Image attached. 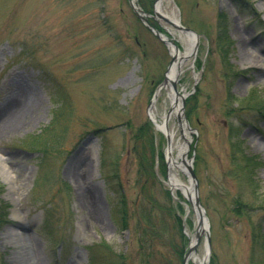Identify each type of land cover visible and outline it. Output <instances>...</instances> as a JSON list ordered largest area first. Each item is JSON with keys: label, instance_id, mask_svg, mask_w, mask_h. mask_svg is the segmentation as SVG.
Returning a JSON list of instances; mask_svg holds the SVG:
<instances>
[{"label": "rangeland", "instance_id": "374dc122", "mask_svg": "<svg viewBox=\"0 0 264 264\" xmlns=\"http://www.w3.org/2000/svg\"><path fill=\"white\" fill-rule=\"evenodd\" d=\"M136 2L181 52L188 32L156 12L199 35L177 81L189 144L176 116L169 126L194 158L208 264H264V0ZM172 55L129 0H0V126L20 122L0 130L12 177L0 175V264H146L136 227L143 185L160 205L173 191L164 256L149 264H183L197 214L170 188L167 137L148 117ZM167 90L155 102L160 122ZM180 146L172 157L181 163ZM138 152L155 157L154 176L139 180ZM207 246L203 238L188 264Z\"/></svg>", "mask_w": 264, "mask_h": 264}, {"label": "water", "instance_id": "95a60500", "mask_svg": "<svg viewBox=\"0 0 264 264\" xmlns=\"http://www.w3.org/2000/svg\"><path fill=\"white\" fill-rule=\"evenodd\" d=\"M130 6L133 9L135 15L137 16V18L152 32H154V34L157 36V38H159L165 45L168 46V48H173V60L171 62V64L169 65V69L167 72V76L163 82V84L161 85L160 89L167 83L168 81V73L170 72L171 67L174 65L175 61H176V55L179 54V48L178 46L175 44V42H172L170 40H168L167 38L164 37L163 34H161L157 29H155L154 27L151 26L150 22H149V18L151 17L150 15L146 14L145 12H143V10H141L140 8L137 7L136 5V0H129ZM156 15L161 18L162 20H164L165 22L169 23L170 25H172L173 27L177 28V29H181L185 32H188V34H190L191 36L195 37L196 42L194 45V48L192 50V54H195L198 50V45H199V35L197 33H195L193 30L184 28L182 26H180L179 23H175L171 20H169L168 18L162 16L161 14H158L156 12ZM187 57L181 58L180 62H182L183 60H185ZM180 62L178 63V70H180ZM177 81H178V77L175 78V80H171V86L173 88V91L175 93V98L174 101L172 102L171 108L168 111V113L165 115L164 118V127H165V135L167 137V161H168V166H170L171 163H173L174 165H176L178 168H180V166L177 165L176 160H172V155H171V150H172V140L170 138V135L168 134V132H166V127L169 123L170 118L172 117V115L175 113V106H177L179 104V98L182 100V104L178 107V112H176L177 115V120L179 123V127L181 130V135L182 137H184V131H183V124L182 121L184 120V125L185 127L189 130L192 131L191 127L189 126V122L185 116V98L186 96H183L181 94H179L178 90H177ZM160 89L157 90L156 94H155V99L157 98L158 93L160 92ZM154 103V101L152 102ZM149 118L152 120L151 116H150V112L148 113ZM185 138V137H184ZM185 141L189 144L188 140L185 138ZM193 159H189L187 160V153H184L182 155V160L181 163L184 166V170L183 172L188 176L189 178V182H190V187H186L183 185V187L185 188L186 193H184L182 191V193L184 194V196L187 198V200L189 201V203L191 204L193 210L195 211V213L197 214V228L195 231V235H194V239L192 241V244L190 245V248L188 250V252L185 254L184 256V260H183V264H188L189 260L191 259V257L193 256L194 252L196 251L197 247L199 246L201 240L207 239L208 242V246H207V255L206 258L203 261V264H208L209 261V256H210V238H209V233L208 230L204 228V225L207 226L209 224L205 210L201 204L200 201V190H199V181L198 178L194 172V167H193ZM170 187L173 189L174 185H172L170 183Z\"/></svg>", "mask_w": 264, "mask_h": 264}, {"label": "trees", "instance_id": "16d2710c", "mask_svg": "<svg viewBox=\"0 0 264 264\" xmlns=\"http://www.w3.org/2000/svg\"><path fill=\"white\" fill-rule=\"evenodd\" d=\"M146 125L145 128L148 127V123ZM143 128L144 127L141 129ZM137 156L139 159V180L143 179V177H146V175H150L151 173L154 176L156 174L154 170L155 157L152 155L150 158H147L141 155L139 152ZM144 186L146 185H143V189H141V199L137 205L139 213L136 227L139 232L138 237L142 245V254L145 253L143 255V259L146 264H149V262L157 258V256L161 258L164 256V253L161 252V250H157V248L165 243L163 236L166 230H168L167 225L169 224L166 220L170 218L172 214L173 207H171V204L173 202V197L169 191L165 190L166 194H164V196L167 203L160 205L158 201L151 199L152 195L149 192V189H146ZM123 201L124 205L126 206L125 198ZM125 206L124 213L125 211L127 212V206L126 208ZM178 226L180 227L178 235H180L183 244L185 238H183L184 234L181 230V222L178 223ZM183 249V246L178 250L174 249L178 258H183Z\"/></svg>", "mask_w": 264, "mask_h": 264}, {"label": "bare ground", "instance_id": "6f19581e", "mask_svg": "<svg viewBox=\"0 0 264 264\" xmlns=\"http://www.w3.org/2000/svg\"><path fill=\"white\" fill-rule=\"evenodd\" d=\"M163 9H164L163 2L159 1L157 4V11L164 12ZM173 21L175 23H179L180 19L177 16H175L173 18ZM181 38H182V41H184V52H179V54L176 55V61H175L174 65L171 67L170 72L168 73L169 79H168L167 83L165 84V85H167L165 87L166 89H168V87L171 89V80H175V78L178 77V74H179V70H178L179 61L181 60L182 57H190L191 56L192 50H193L195 42H196L195 37L191 36L190 34H186L184 37H181ZM167 91L169 93L171 101H174L175 94L172 92V89L167 90ZM153 105H154L153 108L150 110L151 117L156 124L157 130L165 133L164 123H163V121L162 122L158 121L157 113L155 110V103ZM14 106H15V104L10 103V105H8V107H7L8 112H12V114L15 113L16 109H13ZM13 122L14 121L4 123L2 126H0V130H5V131L9 130L12 126L13 127H19L20 122L16 123L17 126ZM166 132H168V134L170 135V138L172 140V150H171V155H172V152L174 151L175 147H179L180 145L178 146V144L175 143V130L170 128L169 123L166 127ZM180 147L181 148L179 150L181 152H182V150H184L183 152H186L185 151L186 148L184 146H180ZM182 153H181V155H182ZM172 160H175V159L172 157ZM179 165L181 166V164H179ZM5 168H6V164L4 163L3 159L0 157V175L4 176V179L6 181H9V183H10L12 181V177L8 173L5 172ZM184 169H185L184 166H181L180 168H178V167H175L174 164L170 165V181L174 185L175 190L180 189L184 193H186L185 188L183 186H181L183 184L181 183V181L179 180V178L177 176L178 171H181ZM11 189H13V188H11ZM204 228L209 231V224L207 226L204 225ZM193 239H194V236H192V240ZM199 264H203V261L200 260Z\"/></svg>", "mask_w": 264, "mask_h": 264}]
</instances>
